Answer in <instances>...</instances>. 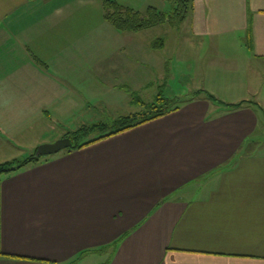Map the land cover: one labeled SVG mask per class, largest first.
Masks as SVG:
<instances>
[{"label": "crops", "instance_id": "0c3cea01", "mask_svg": "<svg viewBox=\"0 0 264 264\" xmlns=\"http://www.w3.org/2000/svg\"><path fill=\"white\" fill-rule=\"evenodd\" d=\"M116 1L159 9V0ZM178 32L176 53L204 41L210 52L233 48L258 62L227 67L245 72L238 88L202 83L242 104L200 94L2 174L0 264H264V102L255 98L264 85V0H190ZM136 35L113 28L101 0H0V157L64 137L59 123L88 119L102 89L166 85L171 66L153 58L143 74L156 68L155 79L139 84ZM97 250L99 259L90 256Z\"/></svg>", "mask_w": 264, "mask_h": 264}, {"label": "rangeland", "instance_id": "374dc122", "mask_svg": "<svg viewBox=\"0 0 264 264\" xmlns=\"http://www.w3.org/2000/svg\"><path fill=\"white\" fill-rule=\"evenodd\" d=\"M157 1L158 0H152V2L155 3H157ZM159 1H158L159 10L163 12L170 10L171 5L168 2H166L165 0H159ZM149 6L157 8L156 6L153 5H147V7ZM147 7L138 9V11L144 13ZM178 31L179 28H173L172 26H170L168 21H163V23L153 24L152 26H148L134 32L137 34L136 35L137 47L134 48L135 50H132L133 53L132 52L131 53L133 54L132 56H134L139 60L138 62L136 61L138 65L137 68L138 70H140L141 80H142V83L139 84H143L149 78L152 80L155 79L154 75H156L155 74L156 68H154V70H151V68L147 67V74L149 73V76L145 77L144 76L145 74H143L145 70L144 69L145 61L149 62V60L153 58L154 61L156 60L157 67H162L159 64L160 62H164V61L166 62V64H170L171 66V67H166L167 70L165 72L166 85L158 86L159 85L158 84L153 87L138 86L137 88L126 89V90H124L123 88L121 90L119 89L110 90L107 88L105 90L102 89L100 91L102 92V95H98L96 96V98L94 97L95 98L94 100H97V102L92 103L94 106L98 108V110L96 111L90 108L88 119L86 118L80 119L77 117L67 118L62 120L61 123H59V126L61 125L62 127H65V130L67 131H74L82 124L81 123L82 121L86 122L87 124H92L99 121L109 123L113 119H117L118 117L141 111L144 104L147 105L152 103L158 93L163 94L164 96L167 97H172V96L182 97L189 91V89L203 90L202 83L207 85L209 81V78L208 80L204 79L207 77H210L211 82H213L214 84H216V82H218L219 80V82L223 81L225 83H228L226 85L231 88H233L231 82H236V86L238 88L237 82L238 80H241L238 77V75L242 76L244 75L245 72H241V73L231 72L227 67L237 66V65L243 66L244 64H249L252 66L258 64V62H255L252 59L247 61L246 55L243 56L242 53L238 51H234L233 48H230L231 49L230 50L227 49L226 47L220 50L219 53L215 51L210 52L207 46L205 47V45H202L204 41H201L200 42L201 44H198V41H194L191 43L189 47L186 45L184 46L183 49H181L179 52L176 53L175 50H176V42L178 38L177 34H179ZM122 33H126V32H122ZM166 38H168V40L165 45V48L161 49L160 47L161 45L162 46L164 45V41ZM132 42L130 41L128 43L126 50L132 48L131 47ZM124 55L125 54L122 53V59L124 58ZM127 59H129L128 56ZM133 60L134 59L130 58L129 65L133 63ZM139 67H143L142 70ZM114 74H116V71L114 72ZM121 74L122 75L124 74L123 71L121 72ZM212 74H214L215 77H212L211 76ZM216 74H219V78L216 77ZM249 76H252V73L251 74L248 73V77ZM262 82L263 80L255 83H262ZM258 88L253 87L256 93L257 90H259ZM239 91L241 90L238 89V92ZM90 94L91 95L94 94V91L91 90ZM254 95L255 93H248L247 96L248 98H252ZM201 96H204L203 93L201 94ZM255 98L257 101L264 102V85L263 88H261L260 93H258V95L256 94ZM100 100L102 101L100 102ZM96 103L98 104L96 105ZM262 108L264 110L263 106ZM57 129L59 130V127H57ZM97 134L98 132H94V135L97 136ZM94 135H90L88 138L89 139L93 138ZM35 137L36 136H34V138ZM47 138L51 142L57 140V138L53 139L54 138L53 134L48 135ZM27 146L31 147L33 146V144L31 145L30 142ZM37 146L38 145H36V148ZM258 151L264 152V140L261 141L258 147ZM30 152L31 151H25V153L19 155V158H23L33 153ZM51 155H42L39 157V159L49 157ZM9 160H12V158H10ZM3 161H8V158L0 157V162ZM99 253L100 250H97L94 251L90 256L95 259L97 258L99 259L100 255H103Z\"/></svg>", "mask_w": 264, "mask_h": 264}, {"label": "trees", "instance_id": "16d2710c", "mask_svg": "<svg viewBox=\"0 0 264 264\" xmlns=\"http://www.w3.org/2000/svg\"><path fill=\"white\" fill-rule=\"evenodd\" d=\"M165 1L171 5L169 11L163 12L155 7L149 6L142 13L116 0H101L105 20L120 32H135L142 28L152 26L153 24L163 23V21H168L173 28H179L189 11L190 0ZM202 93L204 95L203 98L227 108H237L242 104V102L236 104L225 103L205 90H197L190 95L182 97H167L158 93L152 103L144 104L141 111L118 117L109 123L99 121L82 125L74 131L66 132L64 136L69 137L72 141V145L66 150L70 151L83 148L109 136L159 118L169 112L177 110L183 102L191 100ZM94 132H98L97 136L94 135ZM90 135H94V137L89 139L88 137ZM35 151L23 158L0 162V176L4 173H11L18 170L27 164L37 162L40 156H36Z\"/></svg>", "mask_w": 264, "mask_h": 264}, {"label": "water", "instance_id": "95a60500", "mask_svg": "<svg viewBox=\"0 0 264 264\" xmlns=\"http://www.w3.org/2000/svg\"><path fill=\"white\" fill-rule=\"evenodd\" d=\"M72 145V141L69 137H61L54 142L39 144L36 148L35 155H51L55 154L63 149H67Z\"/></svg>", "mask_w": 264, "mask_h": 264}]
</instances>
